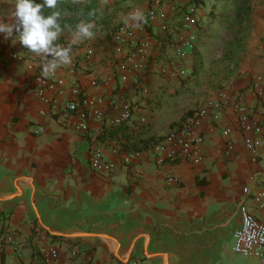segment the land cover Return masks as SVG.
<instances>
[{"label":"crops","instance_id":"obj_1","mask_svg":"<svg viewBox=\"0 0 264 264\" xmlns=\"http://www.w3.org/2000/svg\"><path fill=\"white\" fill-rule=\"evenodd\" d=\"M73 1L91 5L95 15L73 13L61 23L56 43L71 45L74 69L57 70L66 85L47 91L55 108L35 92L41 58L0 34V264H32L39 251L46 255L42 264H263L237 253L233 234L242 222L241 205L264 218V136L253 153L244 136L254 132L244 131L239 120L244 113L264 127V81H254L259 75L264 80V12L246 7L256 29L243 51H229L235 37L222 22L229 1L195 0L200 28L185 59L191 75L184 78L177 72V48L191 31L176 13L184 0H164L172 18L167 33L159 20L143 27L151 0ZM13 6L0 0V21L11 22ZM242 6L236 3V11ZM137 9L145 17L140 28L124 22ZM81 20L94 25V36L73 42ZM127 29L149 41V56L142 71L122 80L116 63L130 48L117 36ZM77 89L101 99L103 116L90 114L87 132L75 127L78 114L57 110L79 98ZM219 100L221 109L209 108L197 119L204 134L197 146L201 161L174 146L176 158L158 163L155 143ZM127 103L131 118L116 124ZM134 141L144 148L128 149ZM97 147L115 162L112 172L90 166ZM52 247L57 256L47 255Z\"/></svg>","mask_w":264,"mask_h":264},{"label":"built area","instance_id":"obj_2","mask_svg":"<svg viewBox=\"0 0 264 264\" xmlns=\"http://www.w3.org/2000/svg\"><path fill=\"white\" fill-rule=\"evenodd\" d=\"M164 0H151V5L146 12V23L143 27H149L152 22L159 20L160 28L165 33L169 32L172 29V18L169 12L163 7ZM180 17V26L187 30L191 31L188 38L179 42V47L177 48V55L179 57L180 63L177 64L178 75L184 78L190 77L191 73L187 70L185 66V59L189 50H194L197 39H198V30L200 28V23L197 18V7L193 3L186 5L178 6L177 12ZM149 25V26H148ZM194 29V30H192ZM125 37L121 35L117 36L122 42H126L130 52L127 53L123 58L117 61L116 66L120 71L121 79L127 80L129 72L138 73L142 71L144 63L149 56V41L145 38H137L135 32L132 29H127L125 31ZM60 45L69 46L67 43H62ZM88 55L93 53V49L89 48L87 51ZM10 55L14 58L22 59V55L11 51ZM72 55V48H71ZM42 63V62H41ZM71 69H74V62L72 58V63L70 64ZM36 81L35 86L36 94L43 99L48 105L55 108L57 106V100L47 94L48 90H57L62 89L66 85L65 78L58 74V71L54 75L49 77L41 76V66L37 69L36 72ZM256 84H261L263 80L262 76H257L254 80ZM94 85L97 84V80H93ZM264 88V86H263ZM76 92L81 93L79 89ZM261 95L264 96V89L261 92ZM101 101L100 98L96 96H91L87 93H81L78 99L69 100L58 105L57 110L64 114H78L80 120L74 123L75 127L83 132L89 130V125L87 118L90 114H94L98 117L103 116V111L99 108L98 104ZM224 100H219L215 102H210L206 106L199 107L196 110L195 120L192 122H186L181 125H176L171 128V130L163 137L157 141L154 145L157 151V162L164 164L168 159H175L177 156V151L175 150L178 147L183 155L190 158L193 162L199 163L201 161V156L197 146L204 141L203 132L199 131L197 119L201 116L207 115L209 108L214 109L215 111L223 107ZM243 109V108H242ZM241 110V109H240ZM43 114L46 113L45 110L41 111ZM133 113L132 106L126 104L123 113L116 118L115 123L120 124L123 120L131 118ZM217 115L215 112L214 116ZM239 120L241 125L246 132L253 131L254 134H246L244 136V142L246 147L255 153L258 147L262 143V137L264 136V127L259 122L249 123L247 121V116L242 113L239 115ZM142 123H146L147 118L145 116L140 117ZM43 130V128H40ZM230 132L229 128H225L223 133L227 135ZM176 146V147H174ZM123 161L125 163L130 162V157H124ZM89 164L94 171L100 174L110 173L114 170L116 164L114 161L108 159L100 147L94 148L91 151ZM173 176H169V179H173ZM240 211L242 215V222L240 227L234 231V249L237 253L242 255H254L261 259L264 264V218L256 216L245 204L240 206ZM39 255L36 256V259L32 264H42L46 255L42 252H38ZM50 256H57L58 250L56 247L50 248ZM89 264V263H87ZM113 264H124L121 262H115ZM131 264H139L138 261H132Z\"/></svg>","mask_w":264,"mask_h":264},{"label":"clouds","instance_id":"obj_3","mask_svg":"<svg viewBox=\"0 0 264 264\" xmlns=\"http://www.w3.org/2000/svg\"><path fill=\"white\" fill-rule=\"evenodd\" d=\"M59 0H14L11 22L0 21V34L6 40L20 42L28 52L41 58V76L54 75L58 69L72 63L71 45L63 46L56 41L63 32L60 20L62 12L57 8ZM106 3L107 0H104ZM52 10L45 14L44 9ZM95 15V13H90ZM145 21L144 13L137 9L125 17V24L140 28ZM94 25L81 20L72 34L73 42L92 39Z\"/></svg>","mask_w":264,"mask_h":264},{"label":"rangeland","instance_id":"obj_4","mask_svg":"<svg viewBox=\"0 0 264 264\" xmlns=\"http://www.w3.org/2000/svg\"><path fill=\"white\" fill-rule=\"evenodd\" d=\"M4 1H9L14 3V0H4ZM228 1L229 4L227 8H225L222 11V22L224 23L223 28L227 30V32L235 38L231 42L227 43L225 48H227L229 51L234 50L235 52H241L244 50L243 46L246 43L247 37L251 35L253 29L254 30L256 29L255 25L251 20V8L246 10V7L248 8L253 5L252 6L253 9L258 8L259 11L258 13H260V11L264 12V9H262V6H264V0H247L248 2H244V0H228ZM189 3L195 4V0H184L183 2L180 3V6H182L181 4L186 5ZM236 3H238V5L240 6L243 3L245 5L242 6V8L244 7L242 10L245 12L241 16H237ZM247 11L248 14L246 13ZM99 16L102 19H104L105 17V15L103 14Z\"/></svg>","mask_w":264,"mask_h":264},{"label":"trees","instance_id":"obj_5","mask_svg":"<svg viewBox=\"0 0 264 264\" xmlns=\"http://www.w3.org/2000/svg\"><path fill=\"white\" fill-rule=\"evenodd\" d=\"M35 2L42 3L43 0H35ZM244 2L248 1L244 0ZM57 8L62 12V18L60 20V23H64L65 20L69 18V14L72 15L73 13H75V16L83 18L84 16H90V13H93V8L91 7V5L83 7L82 5L73 0H59ZM51 11L52 10L47 8L44 9L45 14H48ZM244 12L245 11H243L242 8L238 9L237 16H241ZM246 13L248 14V11ZM142 148H144V146L139 145V143H136L135 141L132 143L131 147H128V149H130L131 151L141 150Z\"/></svg>","mask_w":264,"mask_h":264}]
</instances>
